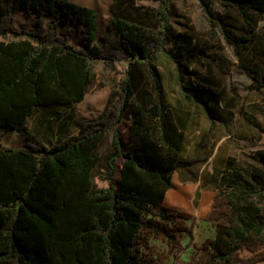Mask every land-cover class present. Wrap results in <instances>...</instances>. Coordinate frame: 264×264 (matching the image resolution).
Segmentation results:
<instances>
[{
    "label": "trees",
    "instance_id": "obj_1",
    "mask_svg": "<svg viewBox=\"0 0 264 264\" xmlns=\"http://www.w3.org/2000/svg\"><path fill=\"white\" fill-rule=\"evenodd\" d=\"M156 1L146 7L112 0L99 37L93 7L71 0H0V133L24 137L20 147L0 143V264H153L142 251V234L165 232L155 219L167 218L163 202L173 175L188 165L193 119L187 109L173 111L167 103L156 54L166 52L171 40L176 0ZM198 2L252 74L251 88L264 89V0ZM20 10L36 16L34 27L28 20L16 24ZM73 23L80 46L70 41ZM192 43L184 34L176 52L167 53L181 94L212 125L226 124L217 114L231 113L221 104L222 90L185 78L182 67L187 62L186 73H195L190 54L218 66L224 58L195 47L186 54ZM100 60L121 73L103 113L76 123L77 133L52 144L30 131L28 121L39 109L58 115L85 99ZM150 82L154 92L145 86ZM126 117H132V144L124 150L116 127ZM110 133L112 149L101 157L99 145ZM255 155L257 165L241 167L229 159L203 181L230 210L212 246L220 264H231L244 247L264 245V147Z\"/></svg>",
    "mask_w": 264,
    "mask_h": 264
},
{
    "label": "rangeland",
    "instance_id": "obj_2",
    "mask_svg": "<svg viewBox=\"0 0 264 264\" xmlns=\"http://www.w3.org/2000/svg\"><path fill=\"white\" fill-rule=\"evenodd\" d=\"M96 9L99 15V37L106 32L109 20V8L112 0H74ZM143 6H157L156 0H137ZM216 8L223 11L220 3ZM28 20L34 27L36 16H29L20 10L17 14L16 24ZM70 41L80 45L82 35L79 25L71 26ZM261 29H264L261 26ZM193 38L192 47L202 51H212L224 58L221 66L211 65L203 58H194L189 70L194 74H187L186 64L183 62L185 78L197 82L213 85L222 90V106L228 110L229 115H223L226 122L214 125L202 113L201 108L186 101L178 84V70L175 62L167 53L176 52L177 44L183 41V35ZM100 40V39H99ZM185 54V55H186ZM181 58V57H180ZM184 61V60H182ZM156 63L163 74L166 99L169 108L176 111L185 108L190 111L192 120L188 130V151L184 160L188 161L186 167L178 169L172 180V187L168 190L163 202L166 219L156 218L155 223L164 227L162 234L143 232L142 251L145 258L153 264H220L216 258L213 244L221 232L230 210L224 196H218V190L212 186H204V178L208 179L214 165H223L229 159L237 166L257 165L256 150L264 147V89L251 88L252 74L245 70L235 53L234 47L216 28H212L208 18L200 7L198 0H176L175 15L172 21V37L166 47V52L156 54ZM95 78L83 101L73 106L62 107L59 117L73 118L74 124L69 127L66 135L77 133V124L84 120L96 118L109 106L110 99L116 92L121 73L106 61L100 60L94 65ZM153 91V85H145ZM42 109L37 111L40 114ZM39 116V115H38ZM31 129H36V120L31 118ZM132 117H126L116 127L124 150L131 142ZM65 135V136H66ZM3 142L12 147H20L10 134H2ZM114 133H110L99 145L98 153L104 157L112 149ZM60 140L46 137L48 144ZM122 160H119V168ZM100 185H104L98 181ZM199 192V194H198ZM231 264H264V245L244 247L233 257Z\"/></svg>",
    "mask_w": 264,
    "mask_h": 264
},
{
    "label": "crops",
    "instance_id": "obj_3",
    "mask_svg": "<svg viewBox=\"0 0 264 264\" xmlns=\"http://www.w3.org/2000/svg\"><path fill=\"white\" fill-rule=\"evenodd\" d=\"M32 118L36 120V124L38 127H36V129L33 130L31 129V122H30L31 118H30L27 124L29 130L38 133L43 139H46V137H48L51 138L52 140L53 139L57 140L61 136L66 135L69 130V127H71L75 123L73 118L69 119V118L59 117L58 115H50V111L48 110L42 111L40 114L35 112ZM2 134H10L11 135L10 141L15 139L16 142H19L21 144L20 146H22L24 143V137L18 131H9ZM0 143L6 147H12L10 145L5 144L3 142L2 137H0Z\"/></svg>",
    "mask_w": 264,
    "mask_h": 264
}]
</instances>
